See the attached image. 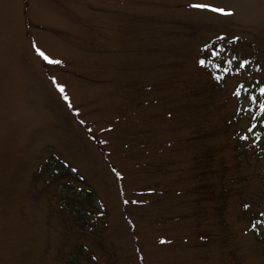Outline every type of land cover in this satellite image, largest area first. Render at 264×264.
<instances>
[{
	"label": "rangeland",
	"instance_id": "obj_1",
	"mask_svg": "<svg viewBox=\"0 0 264 264\" xmlns=\"http://www.w3.org/2000/svg\"><path fill=\"white\" fill-rule=\"evenodd\" d=\"M243 81L264 83V0H0V264H264Z\"/></svg>",
	"mask_w": 264,
	"mask_h": 264
},
{
	"label": "trees",
	"instance_id": "obj_2",
	"mask_svg": "<svg viewBox=\"0 0 264 264\" xmlns=\"http://www.w3.org/2000/svg\"><path fill=\"white\" fill-rule=\"evenodd\" d=\"M214 48H215V50H213ZM215 52L219 53L220 57L222 56V51H220L218 49V47H216V46L210 47L208 45H203L202 48H201V53H200L201 55L200 56L205 61V64L204 65L206 66V69L209 72V74H213L214 71L217 70L218 68H220L221 65H222V61H220V57L216 56L215 55ZM223 58L228 59L227 56H223ZM221 70H222V68H220V72H222ZM243 83L246 84L245 91H246L247 94H249L250 98L251 97H256V100L255 101H253L251 99V101H252L251 102V106L253 105V108L255 109V114L261 113L260 112V109H261L260 108V104H262V101L264 99V94H262L260 92V89L261 88H264V83L260 82L256 86V88H254L252 86V84L249 85L245 81H243ZM236 93H237V89H234L232 95L235 96V97H237ZM239 111H241V109H238V112ZM231 118L232 119L236 118V119H234L233 122L238 121V119H239V117L236 116V115H232ZM232 119H229V120L232 121ZM229 120H228V122H229ZM197 132L199 133V137H203V138H207V137L211 138V136H213L215 134L214 132L212 133L211 131H209V135H206V134L203 135V134H201V132H202L201 129H197ZM210 133H212V134H210ZM238 139L239 140H238V142L236 144V152L239 153V154H237L238 158H240V157L242 158L241 155L245 152V150L250 149V147H248L246 145V147L248 149H246V147H245V150H243L242 145L243 146H245V145L243 144L244 140H243L242 135L239 136ZM240 153H242V154H240ZM56 176H61V174H56ZM230 194H232V192ZM259 195H261V197L259 199H256L255 202L258 204V206L260 208L254 209V210H253V208H251V209H249V212H248V214L250 216L249 218H251L252 221H255L257 219H263L264 218V190H263V192L261 191L259 193ZM79 204L81 205V203H79ZM76 207H77V205L74 208H76ZM247 207H248V205L246 206V204L243 203L241 209H243L244 211H246L247 210ZM82 225L85 226L84 224H82ZM260 238H261V236L259 237V239Z\"/></svg>",
	"mask_w": 264,
	"mask_h": 264
},
{
	"label": "snow or ice",
	"instance_id": "obj_3",
	"mask_svg": "<svg viewBox=\"0 0 264 264\" xmlns=\"http://www.w3.org/2000/svg\"><path fill=\"white\" fill-rule=\"evenodd\" d=\"M190 7L195 8V9H200V10H206V11H210V12H214V13H220L223 15H231V11L230 10H226L222 7H216L213 4L210 3H193L190 5ZM37 52L39 53L40 56H42L45 60L49 61L50 63H60V61H56V60H52L50 59V57H48L43 51H41L39 48H37ZM228 63L230 64L231 61H228ZM248 62L244 61L243 64H241V67H244ZM200 64L203 65L205 64L204 60H200ZM225 71H228L227 69H225ZM57 87L59 88L60 92L63 93L64 92V88L61 85H57ZM243 86H241L242 88ZM260 92L262 94H264V88L260 89ZM236 95H240V92L237 91ZM64 99L67 101L69 99V97L67 95L64 96ZM251 99L253 101L256 100V97H251ZM71 106V105H69ZM260 108L262 111H264V103L260 104ZM125 203H127V201H125Z\"/></svg>",
	"mask_w": 264,
	"mask_h": 264
}]
</instances>
